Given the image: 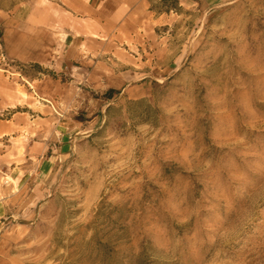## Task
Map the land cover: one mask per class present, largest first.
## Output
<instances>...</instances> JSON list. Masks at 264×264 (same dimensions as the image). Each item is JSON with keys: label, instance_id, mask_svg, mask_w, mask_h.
Wrapping results in <instances>:
<instances>
[{"label": "rangeland", "instance_id": "obj_1", "mask_svg": "<svg viewBox=\"0 0 264 264\" xmlns=\"http://www.w3.org/2000/svg\"><path fill=\"white\" fill-rule=\"evenodd\" d=\"M36 1L0 0V15ZM149 10L150 37L113 47L109 81L132 69L124 86L79 71L77 87L34 63L6 72L31 137L52 138L56 122L37 131L53 113L62 148L29 222L1 225L0 264H264V0ZM23 139L0 138V199Z\"/></svg>", "mask_w": 264, "mask_h": 264}, {"label": "crops", "instance_id": "obj_2", "mask_svg": "<svg viewBox=\"0 0 264 264\" xmlns=\"http://www.w3.org/2000/svg\"><path fill=\"white\" fill-rule=\"evenodd\" d=\"M153 28L149 0L36 1L0 15V49L9 63L0 69V138H24V154L9 162L8 189L0 199V227L29 222L34 215L32 204L42 193L48 196L62 148L59 116L53 113L39 116L37 131L46 134L48 121L56 122L52 138L37 142L31 137L32 118L26 117V99L17 87L19 83L6 72L14 69L13 63H36L56 74H68L77 87L79 71L85 73L87 86H124L132 81V69L118 71L121 76L116 78V85L109 81L113 47L119 41L148 39ZM56 99L59 101V96Z\"/></svg>", "mask_w": 264, "mask_h": 264}, {"label": "trees", "instance_id": "obj_3", "mask_svg": "<svg viewBox=\"0 0 264 264\" xmlns=\"http://www.w3.org/2000/svg\"><path fill=\"white\" fill-rule=\"evenodd\" d=\"M31 66H33V67H37V68H39L40 66L38 65V64H36V63H34V64H31ZM52 76H55V73L53 72V71H51V72H49ZM115 92V90L114 89H112V88H110V89H108L104 94H103V96L106 98V99H111L112 98V96H113V93Z\"/></svg>", "mask_w": 264, "mask_h": 264}, {"label": "built area", "instance_id": "obj_4", "mask_svg": "<svg viewBox=\"0 0 264 264\" xmlns=\"http://www.w3.org/2000/svg\"><path fill=\"white\" fill-rule=\"evenodd\" d=\"M0 63H3V65L8 63L2 51H0Z\"/></svg>", "mask_w": 264, "mask_h": 264}]
</instances>
